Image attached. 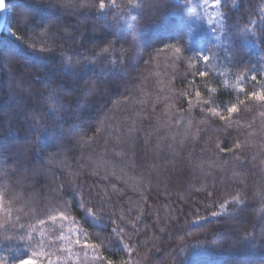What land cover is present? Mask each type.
Here are the masks:
<instances>
[{"label":"trees","instance_id":"1","mask_svg":"<svg viewBox=\"0 0 264 264\" xmlns=\"http://www.w3.org/2000/svg\"><path fill=\"white\" fill-rule=\"evenodd\" d=\"M261 94L264 0H7L0 264H264Z\"/></svg>","mask_w":264,"mask_h":264},{"label":"snow or ice","instance_id":"2","mask_svg":"<svg viewBox=\"0 0 264 264\" xmlns=\"http://www.w3.org/2000/svg\"><path fill=\"white\" fill-rule=\"evenodd\" d=\"M216 2L219 3V0H216ZM100 7H101V9H103L104 8V4L101 3ZM3 8H4V0H0V10H3ZM207 59L208 58L205 57V60H207ZM201 75H204V73H201ZM253 79H255V77H253ZM253 95H256V94L253 93ZM257 98L260 99V100H264V94L259 95ZM229 111L230 112H234V111H236V109L232 108V109H229ZM85 246H87V245H85ZM20 264H34V261H32L31 259H22V260H20Z\"/></svg>","mask_w":264,"mask_h":264},{"label":"water","instance_id":"3","mask_svg":"<svg viewBox=\"0 0 264 264\" xmlns=\"http://www.w3.org/2000/svg\"><path fill=\"white\" fill-rule=\"evenodd\" d=\"M7 21V0H4V8L0 13V34L4 30Z\"/></svg>","mask_w":264,"mask_h":264},{"label":"rangeland","instance_id":"4","mask_svg":"<svg viewBox=\"0 0 264 264\" xmlns=\"http://www.w3.org/2000/svg\"><path fill=\"white\" fill-rule=\"evenodd\" d=\"M190 1V0H189ZM197 32L199 31L198 29L196 30ZM3 32V31H2ZM200 46H204L203 44H200Z\"/></svg>","mask_w":264,"mask_h":264}]
</instances>
